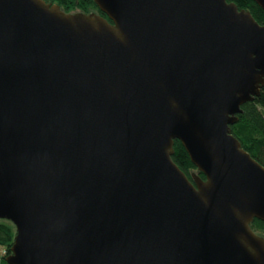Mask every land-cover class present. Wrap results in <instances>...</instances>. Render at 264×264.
Masks as SVG:
<instances>
[{
  "label": "water",
  "instance_id": "1",
  "mask_svg": "<svg viewBox=\"0 0 264 264\" xmlns=\"http://www.w3.org/2000/svg\"><path fill=\"white\" fill-rule=\"evenodd\" d=\"M93 1L107 18L0 0L5 261L264 264V166L231 129L264 87V24L227 0Z\"/></svg>",
  "mask_w": 264,
  "mask_h": 264
},
{
  "label": "trees",
  "instance_id": "2",
  "mask_svg": "<svg viewBox=\"0 0 264 264\" xmlns=\"http://www.w3.org/2000/svg\"><path fill=\"white\" fill-rule=\"evenodd\" d=\"M48 3L58 4L65 12H95L103 14L93 0H45ZM234 2L239 9L250 11L253 17L260 23L264 24V11L253 0H227ZM239 121L231 126L233 135L241 142L242 147L250 153V155L264 166V87L261 89L260 96L255 97L253 101L247 102L242 106V113L238 115ZM174 154L172 156L174 162L179 168L185 172L190 178L195 172L201 178L202 173L197 172L196 167L190 160L188 153L182 146L181 142L175 140ZM251 228L258 234L264 236V222L255 219L251 223ZM16 229L12 222L8 220H0V264H8L5 258L11 254V247L15 239Z\"/></svg>",
  "mask_w": 264,
  "mask_h": 264
},
{
  "label": "rangeland",
  "instance_id": "3",
  "mask_svg": "<svg viewBox=\"0 0 264 264\" xmlns=\"http://www.w3.org/2000/svg\"><path fill=\"white\" fill-rule=\"evenodd\" d=\"M77 12H80V11H77ZM3 252V250L2 249H0V253H2ZM4 253V252H3Z\"/></svg>",
  "mask_w": 264,
  "mask_h": 264
},
{
  "label": "flooded vegetation",
  "instance_id": "4",
  "mask_svg": "<svg viewBox=\"0 0 264 264\" xmlns=\"http://www.w3.org/2000/svg\"><path fill=\"white\" fill-rule=\"evenodd\" d=\"M204 179H205V177H204Z\"/></svg>",
  "mask_w": 264,
  "mask_h": 264
}]
</instances>
